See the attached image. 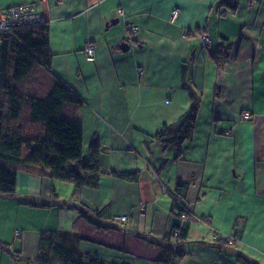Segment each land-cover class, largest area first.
I'll return each mask as SVG.
<instances>
[{
    "label": "crops",
    "instance_id": "crops-1",
    "mask_svg": "<svg viewBox=\"0 0 264 264\" xmlns=\"http://www.w3.org/2000/svg\"><path fill=\"white\" fill-rule=\"evenodd\" d=\"M219 1L0 0L1 8L34 4L48 23L51 71L82 101L71 121L83 130V161L97 139L104 171L98 189L83 188L79 199L70 184L18 173L15 196L0 198V242L10 252L0 249V264H34L41 233L71 231L76 222L82 254L158 264V244L180 223L171 211L177 184L188 185L192 221L183 224L187 255L171 264H264V0H237V13L223 16ZM87 44L94 62L83 54ZM226 46L230 56L218 69L209 56ZM190 90L200 95V110L175 160L176 150H162L154 135L180 123ZM79 205L99 216L88 221Z\"/></svg>",
    "mask_w": 264,
    "mask_h": 264
},
{
    "label": "trees",
    "instance_id": "trees-1",
    "mask_svg": "<svg viewBox=\"0 0 264 264\" xmlns=\"http://www.w3.org/2000/svg\"><path fill=\"white\" fill-rule=\"evenodd\" d=\"M252 6V0H248ZM215 8L235 15L237 0H220ZM49 25L44 20L36 25L15 28L0 37V198H13L17 174L20 172L46 177L70 184L73 197L79 199L83 188L96 190L104 171L101 166V145L96 139L88 147L83 161V130L71 118L82 101L51 71ZM230 46L222 47L209 58L222 69L230 56ZM190 106L176 126L164 124L154 139L162 150H176L175 160L181 159L183 145L193 138L201 98L190 90ZM122 181L137 182L138 173L109 172ZM187 184H177L170 194L171 211L177 212L180 223L164 236L158 264H171L187 254L182 246L187 238L183 224L192 221L185 205ZM81 217H98L97 211L74 207ZM185 214L186 220L181 219ZM102 228L101 226H98ZM108 228V227H107ZM106 229V227H105ZM81 237L77 222L71 231L42 232L34 264H109L94 255L79 250ZM8 255V247L0 242ZM242 264H248L239 258Z\"/></svg>",
    "mask_w": 264,
    "mask_h": 264
},
{
    "label": "built area",
    "instance_id": "built-area-1",
    "mask_svg": "<svg viewBox=\"0 0 264 264\" xmlns=\"http://www.w3.org/2000/svg\"><path fill=\"white\" fill-rule=\"evenodd\" d=\"M62 1V0H60ZM118 16H124L122 9L117 10ZM178 10L172 12V19L177 17ZM43 21V15L40 13L38 7L34 4L18 5L9 8L0 7V37L7 36L11 30L23 26H32L39 24ZM127 30L133 35L137 33L138 29L132 24H127ZM198 39L201 41L203 49H209L212 45V41L207 34L200 32L198 34ZM85 58L89 62L95 61V47L92 44H87L83 50ZM139 70V73H142ZM242 120H249L250 114L244 112L241 114ZM182 220H186L185 214L181 215ZM114 221L120 222L122 224L128 223L129 218L127 216H114ZM208 219L202 220V222H207Z\"/></svg>",
    "mask_w": 264,
    "mask_h": 264
},
{
    "label": "water",
    "instance_id": "water-1",
    "mask_svg": "<svg viewBox=\"0 0 264 264\" xmlns=\"http://www.w3.org/2000/svg\"><path fill=\"white\" fill-rule=\"evenodd\" d=\"M117 22H118L117 20L114 21V23H117ZM128 48H129V46L127 44H123V46H121V50L124 52L127 51Z\"/></svg>",
    "mask_w": 264,
    "mask_h": 264
}]
</instances>
